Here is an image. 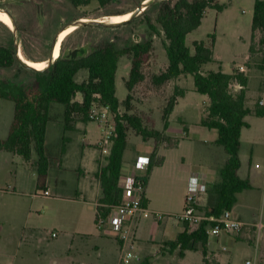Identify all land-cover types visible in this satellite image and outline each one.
Instances as JSON below:
<instances>
[{
	"label": "rangeland",
	"instance_id": "374dc122",
	"mask_svg": "<svg viewBox=\"0 0 264 264\" xmlns=\"http://www.w3.org/2000/svg\"><path fill=\"white\" fill-rule=\"evenodd\" d=\"M218 1L226 6L225 9L222 12L208 9L201 26L187 36L186 44L194 52V42L203 41L211 46L214 41L211 36H215V61L204 66V72L222 70L231 74L238 70V65L246 66L245 74L249 78L248 85L251 89L247 105L252 114L246 118L249 128L243 129L241 135L240 175L247 177L254 174L255 179L252 182L253 188L240 195L235 207V213L253 227H246L239 234L240 237L231 239V244L219 245L209 257L218 264H264V116L255 114L257 102L264 95V61L260 54L251 57L249 53L255 0ZM141 3L142 0H117L101 6L98 0H89V4L75 7L69 0H0V8L11 11L16 19L21 55L24 57L21 46L23 42L31 61L47 62L53 36L67 24L79 19L108 21L110 17H114L110 14L134 12ZM157 14V10L153 8L145 10L135 17V22L117 29L77 27L62 42L60 54L81 55L109 38L115 40L120 48L150 39L146 18L160 29L156 23ZM56 15L60 16L59 20ZM6 25L0 22V45L12 38L13 27ZM259 38L260 33L257 34L256 41ZM164 40L161 31L160 36L153 37L152 48L143 57L145 80L132 92L131 113L138 116L146 128L162 131L163 110L174 89L178 87L186 91L185 96L178 99L170 121L174 126L180 124V120L188 125L189 138H185L180 149L178 146L167 148L166 145H161L160 156L164 160L166 156L167 161L156 171L147 193L153 199L155 208L168 213V216H176L183 210L186 185L184 178L188 170L194 166V170L207 171L211 177L217 178L218 169L223 166L228 155L222 146L216 144L217 131L197 125L202 116L207 114L209 101L204 95L194 91L192 76H181L160 87L154 85L152 78L164 72L168 66ZM245 55H248V60ZM130 70L131 60L122 57L116 74L117 97L120 101H124L129 93L126 81ZM86 77L87 72L82 71L78 74L77 81L81 82ZM0 80L25 86L32 85L35 78L15 67L1 69ZM75 102H82L80 94ZM64 110L62 105H54L51 110L56 122L48 126L46 147L51 165L44 186L39 184V175L31 164L20 156L0 150V248L6 247L1 248V251L14 252L23 227L30 232L34 230L35 236L45 244L55 239H74L76 247L82 241L92 247L101 235L102 230L95 222L97 211L93 197L96 194L101 196L100 180L96 172L105 166L110 152V143L107 151L99 144L104 139L105 126L93 121L83 122L81 116L76 114L70 129L65 130ZM120 112L124 114L125 108L121 107ZM14 114V103L0 99V142L8 137ZM151 143L155 145L154 140L145 141L133 128H129L125 161H131ZM63 146L66 154L62 159ZM76 156H80L86 166L82 162L78 163ZM33 159H36L35 153ZM256 164L260 165L259 169L255 168ZM14 178H18L17 190H14ZM47 189L51 196L44 195ZM53 232L58 236L53 237ZM24 249L30 252L32 247L25 245ZM33 255L28 253L24 261L18 256L16 260L8 259L0 264H32L35 260ZM203 260L201 251L188 252L184 259L176 251L163 262L204 264Z\"/></svg>",
	"mask_w": 264,
	"mask_h": 264
},
{
	"label": "trees",
	"instance_id": "16d2710c",
	"mask_svg": "<svg viewBox=\"0 0 264 264\" xmlns=\"http://www.w3.org/2000/svg\"><path fill=\"white\" fill-rule=\"evenodd\" d=\"M73 6L89 4V0H69ZM101 6H106L117 0H98ZM145 0H142V2ZM225 5L218 0H163L150 5L149 9L157 10L156 23L160 29L151 23L147 17L150 39L132 43L120 48L113 39H105L95 45L90 52L81 53L78 57L60 54L58 59L43 71L26 69L18 60L14 45V34L6 44L0 45V70L17 68L20 72L30 73L35 80L32 85H22L9 80H0V99L14 103V119L8 137L0 142V150L18 155L37 171L39 184L44 186L49 169L50 158L47 153L46 141L48 126L55 123L51 110L54 105L64 106V129L68 130L73 122L74 115H80L83 122H91L87 113L95 95L101 96V102L110 107L115 116L116 134L111 139L110 152L106 157L105 166L98 170L101 185V197L97 203V216L101 214L107 218L112 209L122 203V170L123 157L128 145L129 128H133L143 140H154L155 149L150 155V164L143 180L145 187L150 175L156 167L164 163L162 156H157L161 145L167 148L178 146L180 140L166 134L170 126V116L173 113L178 99L185 96L186 91L176 87L163 110V130L146 128L142 120L131 113L134 88L145 80L142 65L143 57L147 55L153 45V37L164 34V48L168 66L159 75L152 78L154 85L164 84L176 80L184 75H190L194 80V91L209 98L207 114L202 117L200 125L210 130H216L218 138L216 144L222 146L228 155L222 167L218 169V178L209 184L207 201L200 209L207 216H220L223 212L232 211L238 202V195L251 190L252 184L248 179L239 176L241 167L240 149L243 129L249 128L246 118L252 114L248 107L247 88L249 78L245 73L235 71L231 74L222 70L204 72V66L213 63L214 43L206 45L203 41L193 43L194 52L187 46V36L198 29L208 9H217L222 12ZM126 14L118 12L110 14L116 16ZM56 17L60 18L59 15ZM135 18L112 29L129 25ZM100 28V27H98ZM110 29V28H104ZM260 38L256 41L257 34ZM250 55L260 54L264 61V0H255L252 20V38ZM24 58L30 60L21 43ZM122 57L131 60V70L126 88L128 95L124 101L117 97L116 74L119 61ZM263 67V66H262ZM87 72L85 80L77 81L80 72ZM239 83L243 89L235 92L232 85ZM82 96V102H75L77 95ZM258 105V104H257ZM126 112L121 114L120 108ZM256 116L263 117L264 109L259 105ZM186 129V127H185ZM63 141L64 138H63ZM63 146V151L65 150ZM36 159H33V155ZM144 201V198H143ZM204 223L198 230L190 231L188 226L180 233L176 240L166 242L163 248L170 253L178 251L181 258L187 252L201 251L204 264H218L212 262L208 254L210 235Z\"/></svg>",
	"mask_w": 264,
	"mask_h": 264
},
{
	"label": "crops",
	"instance_id": "0c3cea01",
	"mask_svg": "<svg viewBox=\"0 0 264 264\" xmlns=\"http://www.w3.org/2000/svg\"><path fill=\"white\" fill-rule=\"evenodd\" d=\"M247 90H248L247 96L249 98V94H251L250 85H248ZM205 97L209 101V98L207 96ZM204 116L205 115H203L202 117ZM201 119L197 123L199 127H202L200 125ZM180 122H181L180 124H177V126H174L172 125L170 121V126L168 130L166 131V134L168 136L180 140L178 144V149H180V147L182 146V143L185 141V138H189V134H190L188 125L186 126L185 123H183V121L181 120ZM202 128H205V127H202ZM211 131H216V130H211ZM217 138H218V133H217ZM161 147L163 146L159 147L157 156H160ZM154 149H155L154 143L146 145L145 148L141 152H139L135 156V158H133L129 162L125 161V154H124L122 178L128 175L137 176V177L145 176L146 173L140 172L135 167V164L140 156L150 157ZM9 154H12V153H9ZM65 154L66 152L65 153L63 152L62 159L64 158ZM12 155H15V154H12ZM15 156H18V155H15ZM76 159L78 160V163L82 162V165L86 166L85 161H82L80 159V156L79 157L76 156ZM166 161H167V157L165 156L164 164ZM256 165H259V164H256ZM162 167L163 166L158 167V168L156 167L155 169H153L150 175V178L148 180V183L145 187V192L143 196L144 198L143 204L145 207H147L150 210L165 213L164 211H161L158 208H155L156 206L153 202V199L147 194L148 190L150 189V182L153 181L156 171ZM194 168H195L194 166L191 167L188 170L186 177L184 178V181H186V185H185V192L183 195L184 204H183L182 212L185 209V196L187 194L190 173L194 170ZM241 168H242V164H241L240 169ZM255 168L259 169L260 167L258 168L255 167ZM204 172L208 174L207 171H204ZM97 174H98V171L96 172V176L98 177ZM239 176L243 179H248L251 184L253 180L255 179L254 174H249L247 177H245L246 175H244V177H242L240 175V170H239ZM217 178H215V176L211 177L208 174V179H207L208 185L215 182ZM85 179H88V178L85 177ZM14 183H15L14 190H17L18 178H14ZM241 194L238 195V201H239ZM100 197H101L100 194H96V196L93 197L95 199L96 211H97V203ZM86 200H87V197H86ZM206 201H207V194H204L199 198L200 205H205ZM235 207L232 210L234 216L240 221H242L245 224V226L242 228V230L238 234L221 233L218 236H210L208 246H207L208 254L211 255L212 253H214L216 249L218 248V246L221 244H225V245L231 244L232 243L231 239H233L234 237H240L239 234H241V232L244 231L246 227H249V226L253 227L251 223L244 221L241 218V216L235 213ZM165 214H168V213H165ZM177 214H180V213H177ZM150 224H151L150 221H147L144 219L140 220L138 224V227L136 230V241H137V246H138L137 252L142 258V261L144 264H166V262H163V261H165L168 258V256L171 255V253L167 249L165 250L162 247L163 244L166 242H171V241L176 240L177 236L185 230L186 225L178 222L177 220L173 218H165L161 221L160 226L157 229V231L154 233H151ZM33 231L34 230H31L30 232L26 227H23L21 229L20 231L21 239L18 241V243L15 241L16 248L14 252L9 253V251H5V250L1 251V248L6 249V247H1L0 248V262L4 263V261H8V259L16 260L18 256H20L21 261H24V257H26L28 253H32L34 254L33 256L35 258L32 264H120L119 242L109 233L107 229H102V232H100L101 235L97 237V241L92 247H90L88 244H86L83 241L77 244L78 247H76L74 239H61V240L55 239V240H50L48 241L47 244H45L44 242H41V239L35 236V233ZM8 243L9 241L7 242V244ZM25 245H29L32 247L30 252H26V250L24 249ZM187 253H185L184 258L187 257Z\"/></svg>",
	"mask_w": 264,
	"mask_h": 264
},
{
	"label": "built area",
	"instance_id": "2783aa9c",
	"mask_svg": "<svg viewBox=\"0 0 264 264\" xmlns=\"http://www.w3.org/2000/svg\"><path fill=\"white\" fill-rule=\"evenodd\" d=\"M248 60V55L245 56ZM237 71L246 72V66L238 65ZM232 89L238 92L243 89L239 83L232 85ZM87 116L100 125L105 126L104 139L99 143L104 151L108 150L107 145L116 134L115 116L111 113L110 107L102 103L101 96L95 95ZM257 104L264 109V95ZM150 164L149 156H140L135 167L140 172H145ZM260 167V165H256ZM143 177L128 175L122 179L123 200L122 203L112 209L111 214L104 218L98 215L97 226L99 229H107L109 233L119 242L120 264H143L142 258L137 252L136 230L140 220H150V232L154 233L160 223L166 217H172L178 222L189 227L190 231L198 230L204 223L210 236H218L221 233L238 234L245 224L237 219L232 211H225L220 216H207L200 209L199 198L208 191V174L204 171L193 170L190 173L187 194L185 196V209L181 214L168 216L163 212L148 209L143 204L145 182ZM45 196H51L50 190L44 191ZM53 237L58 235L53 232ZM250 264V262H247Z\"/></svg>",
	"mask_w": 264,
	"mask_h": 264
},
{
	"label": "water",
	"instance_id": "95a60500",
	"mask_svg": "<svg viewBox=\"0 0 264 264\" xmlns=\"http://www.w3.org/2000/svg\"><path fill=\"white\" fill-rule=\"evenodd\" d=\"M160 1L163 0H150V1H143L140 6L136 9V11L131 12L133 13L131 19H134L135 17H137L140 13H142L143 11H145L150 5L152 4H156ZM0 13H4L7 16H9V18L11 19V21L13 22V34H14V45H15V49L17 52V58L20 61V63L28 70H33V71H39L34 69L33 67L29 66V64H27V62H25V59L22 58L21 56V52H20V36H19V32L17 29V25L16 22L14 20V18L11 16V14L7 11V10H3L0 8ZM119 16V15H116ZM129 20L122 22V23H111V22H105V21H98V20H75L72 23H69L67 26H65L64 28H62L55 36L54 41L52 43L51 46V50H50V57L48 58L47 61V67H49L51 64H53L55 61H53V55H54V51L58 42L59 37L61 36V34L67 30L69 27L71 26H76V27H82V26H94V27H101V28H112V27H116L119 26L121 24H124L126 22H128ZM46 67V68H47ZM43 71V70H42Z\"/></svg>",
	"mask_w": 264,
	"mask_h": 264
},
{
	"label": "bare ground",
	"instance_id": "6f19581e",
	"mask_svg": "<svg viewBox=\"0 0 264 264\" xmlns=\"http://www.w3.org/2000/svg\"><path fill=\"white\" fill-rule=\"evenodd\" d=\"M132 16V13H126V14H122V15H119V16H114V17H110L108 21H105V22H111V23H122V22H125L127 20H129V18ZM0 21L4 22L5 24H7V26L9 28H12L13 27V22L11 21V19L9 18V16H7L6 14L4 13H0ZM77 27L74 25V26H71L69 27L67 30H65L61 36L59 37L58 39V42H57V45H56V48H55V51H54V55H53V61L57 60V58H55V55H56V52H57V49L59 48V45L63 39V36L67 33H70L71 31L75 30ZM22 56V55H21ZM23 59H25L23 56H22ZM25 62H27V64H29V66L33 67L34 69L36 70H43L47 67V62L44 61L43 63H31L30 61L26 60L25 59Z\"/></svg>",
	"mask_w": 264,
	"mask_h": 264
},
{
	"label": "flooded vegetation",
	"instance_id": "af4514ba",
	"mask_svg": "<svg viewBox=\"0 0 264 264\" xmlns=\"http://www.w3.org/2000/svg\"><path fill=\"white\" fill-rule=\"evenodd\" d=\"M8 11V10H7ZM10 14H11V16L14 18V20H15V22H16V19H15V17H14V15L11 13V11H8ZM75 21V20H74ZM1 22V21H0ZM3 24H5L4 22H2ZM72 23V22H71ZM6 25V24H5ZM17 25V24H16ZM68 25V24H67ZM66 25V26H67ZM7 26V25H6ZM65 27V26H64ZM63 27V28H64ZM80 28V27H79ZM62 29V28H61ZM60 29V30H61ZM59 30V31H60ZM58 31V32H59ZM74 31V30H73ZM73 31H71L70 33H67V34H65L64 36H63V39H62V41H61V43H60V45H59V48L57 49V52H56V55H55V58H57L58 59V57L60 56V48H61V44H62V42L64 41V39L69 35V34H71ZM57 32V33H58ZM56 33V34H57ZM56 34L53 36V38H52V40H51V43H50V46H49V52H48V58L50 57V50H51V46H52V43H53V41H54V38H55V36H56ZM69 56H72V57H78L79 55H75V53L74 54H69ZM28 61H30L31 63H43V62H36V61H31V60H28Z\"/></svg>",
	"mask_w": 264,
	"mask_h": 264
}]
</instances>
